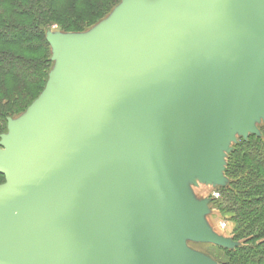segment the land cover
Wrapping results in <instances>:
<instances>
[{
    "label": "water",
    "instance_id": "water-1",
    "mask_svg": "<svg viewBox=\"0 0 264 264\" xmlns=\"http://www.w3.org/2000/svg\"><path fill=\"white\" fill-rule=\"evenodd\" d=\"M66 53L68 74L0 155V264H209L179 237L198 228L169 169L204 164L217 115L249 94L264 0H137Z\"/></svg>",
    "mask_w": 264,
    "mask_h": 264
},
{
    "label": "rangeland",
    "instance_id": "rangeland-1",
    "mask_svg": "<svg viewBox=\"0 0 264 264\" xmlns=\"http://www.w3.org/2000/svg\"><path fill=\"white\" fill-rule=\"evenodd\" d=\"M136 1L118 0L117 3L110 4L107 11L95 21L77 23L75 26L78 27L62 29L60 24L52 22L45 34L48 43V62L45 64L40 88L35 90L28 106L24 107L23 104L19 110L15 109L6 117L5 126L0 134V155L8 153L7 145L14 141L17 131H25L34 107L47 97L55 79H63L68 74L67 49L91 46L112 28L120 16L129 9V5ZM241 75L249 94L240 93L237 96L234 111L224 107L217 115L212 129L203 141L206 150L205 163L197 162L190 155L184 154L179 161H173L169 169L173 199L194 213L198 228L195 232H180L179 237L188 251L209 264H223L224 249L241 244V240L233 239L235 225L230 219L231 215L216 209L214 201L220 200V189L228 182L225 168L230 151H233L240 139L260 135V128L264 126V53L248 59L243 65ZM193 163L203 164L204 170L196 173V170L200 169L195 168ZM179 164L186 168L180 170ZM196 174L199 175L198 178ZM6 182L5 174L0 172V186ZM118 264H126V259L121 256Z\"/></svg>",
    "mask_w": 264,
    "mask_h": 264
},
{
    "label": "trees",
    "instance_id": "trees-1",
    "mask_svg": "<svg viewBox=\"0 0 264 264\" xmlns=\"http://www.w3.org/2000/svg\"><path fill=\"white\" fill-rule=\"evenodd\" d=\"M118 0H0V134L15 109L30 104L48 62L46 29L93 22ZM84 6V7H83ZM19 110V109H18ZM17 110V111H18ZM240 139L225 168L216 209L230 214L233 239L223 264H264V126Z\"/></svg>",
    "mask_w": 264,
    "mask_h": 264
},
{
    "label": "crops",
    "instance_id": "crops-1",
    "mask_svg": "<svg viewBox=\"0 0 264 264\" xmlns=\"http://www.w3.org/2000/svg\"><path fill=\"white\" fill-rule=\"evenodd\" d=\"M196 178H198V175H196ZM195 182V181H194ZM207 182H209V181H207ZM206 185L208 186V183H206Z\"/></svg>",
    "mask_w": 264,
    "mask_h": 264
},
{
    "label": "bare ground",
    "instance_id": "bare-ground-1",
    "mask_svg": "<svg viewBox=\"0 0 264 264\" xmlns=\"http://www.w3.org/2000/svg\"><path fill=\"white\" fill-rule=\"evenodd\" d=\"M185 246V245H184Z\"/></svg>",
    "mask_w": 264,
    "mask_h": 264
}]
</instances>
